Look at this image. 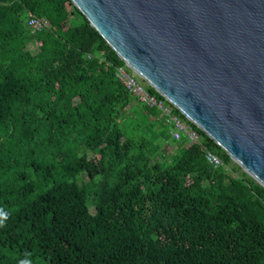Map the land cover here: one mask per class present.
Wrapping results in <instances>:
<instances>
[{
    "label": "trees",
    "instance_id": "trees-1",
    "mask_svg": "<svg viewBox=\"0 0 264 264\" xmlns=\"http://www.w3.org/2000/svg\"><path fill=\"white\" fill-rule=\"evenodd\" d=\"M123 66L72 0H0V264H264V188Z\"/></svg>",
    "mask_w": 264,
    "mask_h": 264
},
{
    "label": "water",
    "instance_id": "water-1",
    "mask_svg": "<svg viewBox=\"0 0 264 264\" xmlns=\"http://www.w3.org/2000/svg\"><path fill=\"white\" fill-rule=\"evenodd\" d=\"M139 78L264 188V0H72Z\"/></svg>",
    "mask_w": 264,
    "mask_h": 264
},
{
    "label": "built area",
    "instance_id": "built-area-1",
    "mask_svg": "<svg viewBox=\"0 0 264 264\" xmlns=\"http://www.w3.org/2000/svg\"><path fill=\"white\" fill-rule=\"evenodd\" d=\"M26 27L32 35H35L50 27V23L45 18H38L28 14L26 18ZM116 77L136 99L149 108H156L167 118L168 123L172 126V136L175 140H180L186 135L190 141L198 142L199 135L190 126H188L180 117L176 116L171 106L156 96L152 95L148 87L139 76L134 73L127 65L117 68ZM207 162L213 168H219L224 165L223 161L213 152L208 151L205 156Z\"/></svg>",
    "mask_w": 264,
    "mask_h": 264
},
{
    "label": "clouds",
    "instance_id": "clouds-1",
    "mask_svg": "<svg viewBox=\"0 0 264 264\" xmlns=\"http://www.w3.org/2000/svg\"><path fill=\"white\" fill-rule=\"evenodd\" d=\"M7 219V215L0 211V227H3L4 226V222L6 221ZM21 264H32L31 260L30 259H24L21 261Z\"/></svg>",
    "mask_w": 264,
    "mask_h": 264
},
{
    "label": "rangeland",
    "instance_id": "rangeland-1",
    "mask_svg": "<svg viewBox=\"0 0 264 264\" xmlns=\"http://www.w3.org/2000/svg\"><path fill=\"white\" fill-rule=\"evenodd\" d=\"M34 48H35V47H34ZM169 147H170V146H169ZM171 150H172V149H171V147H170L168 151L171 152ZM91 158H93V157H91ZM236 175H237V174H236ZM91 212H92V213L95 212L94 208L91 209Z\"/></svg>",
    "mask_w": 264,
    "mask_h": 264
}]
</instances>
